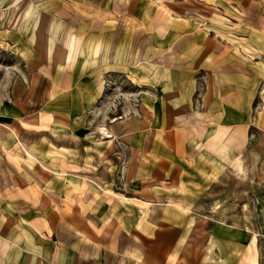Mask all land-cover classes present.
Wrapping results in <instances>:
<instances>
[{"label":"crops","instance_id":"0c3cea01","mask_svg":"<svg viewBox=\"0 0 264 264\" xmlns=\"http://www.w3.org/2000/svg\"><path fill=\"white\" fill-rule=\"evenodd\" d=\"M74 117L125 149L91 146ZM250 127L264 131V0L1 3L0 264H213L197 207L237 175L247 192L264 160ZM119 156L117 184L104 158Z\"/></svg>","mask_w":264,"mask_h":264},{"label":"rangeland","instance_id":"374dc122","mask_svg":"<svg viewBox=\"0 0 264 264\" xmlns=\"http://www.w3.org/2000/svg\"><path fill=\"white\" fill-rule=\"evenodd\" d=\"M23 1L24 4H26L29 0ZM15 2L16 0H0V6L1 3L15 5ZM114 116L115 117H113L112 119L106 118V124H111V121H114L115 119L121 117V115ZM31 119L32 118L30 117L28 120ZM39 119L40 120H36V122H39L38 126H24L23 133L25 135H30L32 133L42 134L43 132H45V129L48 127L49 120L44 117H40ZM99 124L101 126L102 123H95V125L89 127L87 130L83 127V125L80 124L79 118L74 117L72 118V125L70 128L74 134L80 135L84 131V136H89L93 138L88 143L91 146L99 145L100 149L110 151L117 149H125L124 146L121 145L122 143H115V145L114 143H108L107 139L104 138L105 136H109L108 132H106L104 129L103 132H98V130H96V127L99 126ZM123 130L124 128L122 126H117L116 131L118 133H122ZM55 132L57 131H54V133ZM257 133L260 135L261 140L264 139V131H261V129L258 130L255 127H250L248 130L249 140L254 138ZM80 143L81 142L78 138L72 137L70 145L73 149V153H71L68 158V160H71V162H75L77 160L74 156V151L80 148ZM56 144L63 145L64 142ZM260 146L262 148V146H264V142H262ZM60 159L62 160L61 163L64 166V159L62 157ZM112 159L108 160L104 158V161L105 164L109 166H113L115 165V163L118 164L117 166H115V169H113L112 172L114 182L119 184V182L123 179V172L127 164V158L126 156H119V158ZM78 166L79 165H77L76 167L71 166V171H79ZM262 167H264V160L261 161L260 168L257 171H255V167L252 168V173L249 170V175L247 179V192L245 191L244 193H242L241 190L234 188L235 186H239L241 181V179L237 175L235 176V178L233 177V179H231V181L229 182L227 181L226 183H224L222 180L216 183L215 189H211L208 193L209 196L207 198L211 200V203H209V205L207 206L200 205L197 207V209L201 210L200 214L203 217L200 218L201 220L196 225V228L197 230H199L200 233V242L196 246L195 251L198 252L205 249V245L201 244L202 242H205L209 249H211L213 257L215 258L213 264H224V259L227 260L226 264H264V228H261V221H259V218H256L257 202L254 198L257 192H260L262 198H264V184H261V182H264V171H262L264 170V168ZM256 182H260L261 185L256 187ZM227 201H230L231 204H228L229 202ZM243 201L248 204V211L251 213V225L249 224L248 228H245V223L242 220L243 209L240 202ZM219 225H222L226 228H230L233 226L232 229H234V232L223 233V231H220L219 236H217L216 233L215 237L213 230ZM214 238H216V246L220 245L218 240H221L222 244L223 242L225 243L224 256L221 255L220 257L217 249L212 248ZM256 250L258 251V255H256ZM205 259L206 258L204 256L203 260L205 261Z\"/></svg>","mask_w":264,"mask_h":264},{"label":"bare ground","instance_id":"6f19581e","mask_svg":"<svg viewBox=\"0 0 264 264\" xmlns=\"http://www.w3.org/2000/svg\"><path fill=\"white\" fill-rule=\"evenodd\" d=\"M116 120V119H115ZM109 137V136H108Z\"/></svg>","mask_w":264,"mask_h":264}]
</instances>
